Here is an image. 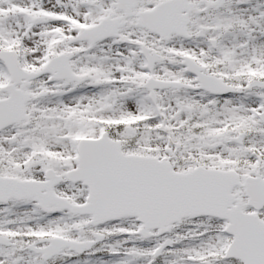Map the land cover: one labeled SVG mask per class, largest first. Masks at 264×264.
<instances>
[{
  "label": "rangeland",
  "instance_id": "374dc122",
  "mask_svg": "<svg viewBox=\"0 0 264 264\" xmlns=\"http://www.w3.org/2000/svg\"><path fill=\"white\" fill-rule=\"evenodd\" d=\"M166 1L144 0L139 4V11L154 10ZM202 1L192 16V32L199 36L198 29L202 27L204 37L219 41V57L213 55L210 58L222 64V70L230 75L239 74L259 62L264 54V1L244 0L248 4L240 8L236 0H232L225 9L213 12H206V5L217 4L218 0ZM108 15H119L111 0H0V50L17 49L27 71L42 70L54 54L76 51L79 53L74 61L76 72L79 73L81 68L82 73L89 75L85 88L44 78L31 90L34 96L29 107L33 121L31 127H16L0 134V169L6 176L43 182L49 169L65 174L75 168L80 140L99 135L100 121L116 135L123 136L122 132L135 124V117L140 118L142 113L138 103L132 101L125 88L115 85V81L119 77L118 70L139 73L144 67L141 56L137 55L128 63L127 58L121 60L116 56L109 59L111 43L98 47L69 44V40L83 29ZM55 16L74 20V25L57 26L52 23ZM33 18H39V24L31 26ZM124 34L125 39L118 41L123 50L113 49L117 55L130 57L131 43L138 41L162 48L156 36L137 30L133 22ZM134 36L136 40L129 38ZM173 49L179 50V46L174 45ZM82 52L88 53L82 57ZM199 52L212 53L204 45ZM3 70L0 65V85L7 79ZM2 98L4 96L0 93ZM108 106H114L115 110L98 114L100 109ZM137 127L148 131L149 127L154 129L160 125L139 124ZM148 135V132L141 131L136 138L144 139ZM154 138L157 147L163 149L165 142H161L157 135ZM27 139L29 144L25 143ZM203 142L207 146V142ZM55 194L76 205L86 203L87 191L80 184L63 182L55 189ZM89 222V217H74L68 213L45 215L31 201L0 206V234H7L18 242L16 249H0V262L40 264L21 246L56 237L84 242L96 233L103 235L104 241L88 256L75 259V254L68 253L66 261L61 260L60 264H154V250L166 240L156 236L150 240L141 239L142 226L135 219H124L98 228H92ZM224 227L225 224L212 220L183 223L170 236L175 241L174 247L156 259V264H236L225 259Z\"/></svg>",
  "mask_w": 264,
  "mask_h": 264
},
{
  "label": "water",
  "instance_id": "95a60500",
  "mask_svg": "<svg viewBox=\"0 0 264 264\" xmlns=\"http://www.w3.org/2000/svg\"><path fill=\"white\" fill-rule=\"evenodd\" d=\"M166 7L177 8V21L176 17L166 25L158 22L145 25L161 36L172 33L186 36L191 6L186 5V0L173 1L151 14L154 20L161 16ZM182 12L185 15L181 16ZM68 70L66 66L67 73ZM89 143L84 148L85 157L80 161L79 170L70 178L74 182L87 184L90 189L89 205L78 210L64 206L59 211L69 209L75 214H94V225L135 216L144 224L145 233L159 229L161 235L167 233L173 223L188 217L210 215L228 219L232 223L229 231L234 236L228 255L241 260L243 264H264V225L257 217L243 216L239 202L237 207H232L235 202L230 198L233 184L223 181L225 177L222 176L221 180L219 176L215 178L204 174L178 176L171 172L168 165L156 160L124 162L120 159L118 147L113 148V153L101 155L100 145L105 146L104 149L110 147L102 144V141ZM59 182L47 189L48 196L44 199L39 197L36 185L24 184L23 188L28 187L32 196H38L36 201L43 210L51 212V200L48 199ZM252 201L262 202L256 207L257 210L264 206V200ZM229 208L232 210L229 211Z\"/></svg>",
  "mask_w": 264,
  "mask_h": 264
},
{
  "label": "flooded vegetation",
  "instance_id": "af4514ba",
  "mask_svg": "<svg viewBox=\"0 0 264 264\" xmlns=\"http://www.w3.org/2000/svg\"><path fill=\"white\" fill-rule=\"evenodd\" d=\"M178 46V52L165 48L163 51L165 56L160 59L152 73L142 71L143 75L140 77L131 74L123 79L126 82L136 83V88L142 89L144 97L148 96L144 86L150 79L180 85L157 92V103L152 106L157 115L147 120L150 123H160L159 132L162 137H169L167 143L169 151L165 149L166 153H162V156L172 158L174 155H180L178 165L187 170L198 167L207 170L236 171L240 173L242 179L255 178L258 174L264 178V123L259 118L253 117H250L248 121L249 117H246L247 111L244 108H231L228 102L238 101V97H241L244 103L256 104V109L264 108V84L251 89V84L255 80L264 83L262 67L264 56L261 58L259 68L255 69L253 74H249V70L246 69L243 76H233L224 70H218L208 58H200L199 52H194L198 50L197 44L191 43L190 50L187 52V47H181L179 44ZM185 57L202 65L203 75L217 77L222 83L235 88L232 96L217 97L219 95L207 92L205 85L201 84L199 73L195 74L187 70L183 61ZM211 89L219 93L225 91L222 86L211 87ZM126 133L128 137H133L137 131L128 128ZM252 135L259 138L257 152L253 151L255 148ZM237 137L243 138L235 142ZM201 138L210 141L212 145L217 141L219 145L213 146L206 155H199L197 159H192L190 155L186 158L185 152L182 151L192 152ZM238 144L242 145L240 157L237 156V152L234 154L229 152L222 156L214 153V150L219 147H236ZM252 152L255 154H250ZM240 191L238 190V195L241 194Z\"/></svg>",
  "mask_w": 264,
  "mask_h": 264
},
{
  "label": "bare ground",
  "instance_id": "6f19581e",
  "mask_svg": "<svg viewBox=\"0 0 264 264\" xmlns=\"http://www.w3.org/2000/svg\"><path fill=\"white\" fill-rule=\"evenodd\" d=\"M53 24L55 25H61V24H64V21L60 18H55L53 21H52Z\"/></svg>",
  "mask_w": 264,
  "mask_h": 264
}]
</instances>
